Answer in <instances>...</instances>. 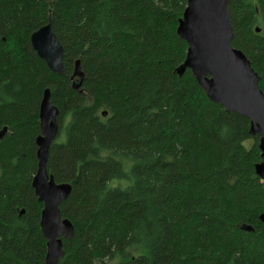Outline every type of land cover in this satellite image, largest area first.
Masks as SVG:
<instances>
[{
	"label": "trees",
	"instance_id": "1",
	"mask_svg": "<svg viewBox=\"0 0 264 264\" xmlns=\"http://www.w3.org/2000/svg\"><path fill=\"white\" fill-rule=\"evenodd\" d=\"M187 3L0 0V264H45L32 182L46 89L59 110L47 171L72 186L60 208L75 234L60 264H264L260 136L190 70L178 75ZM229 12L231 44L264 93V0H230ZM51 19L63 76L31 43Z\"/></svg>",
	"mask_w": 264,
	"mask_h": 264
},
{
	"label": "water",
	"instance_id": "2",
	"mask_svg": "<svg viewBox=\"0 0 264 264\" xmlns=\"http://www.w3.org/2000/svg\"><path fill=\"white\" fill-rule=\"evenodd\" d=\"M229 3L230 0H188L178 27L188 52L177 73L183 76L190 70L212 102L250 119L251 134L260 136L262 161L256 165V173L264 181V93L250 60L231 44L234 32ZM31 43L51 71L66 74L65 50L54 32L52 19L32 34ZM75 77L79 83L73 87L79 90L85 80L80 61L76 63ZM58 118L59 110L52 102L50 89H46L40 107L41 133L36 140L38 170L32 182L36 196L44 204L41 229L47 241L45 264H60L65 256L63 241L71 240L75 234L73 223L63 218L60 208L69 199L72 186L57 183L47 171L50 148L59 133ZM7 132V128L0 131V140ZM260 220L264 224V213ZM243 228L252 230L250 226Z\"/></svg>",
	"mask_w": 264,
	"mask_h": 264
},
{
	"label": "rangeland",
	"instance_id": "3",
	"mask_svg": "<svg viewBox=\"0 0 264 264\" xmlns=\"http://www.w3.org/2000/svg\"><path fill=\"white\" fill-rule=\"evenodd\" d=\"M249 144H251V142ZM108 264H118V262L114 261V262H109Z\"/></svg>",
	"mask_w": 264,
	"mask_h": 264
}]
</instances>
